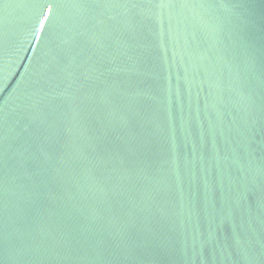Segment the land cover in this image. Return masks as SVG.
Returning <instances> with one entry per match:
<instances>
[{
  "label": "water",
  "instance_id": "95a60500",
  "mask_svg": "<svg viewBox=\"0 0 264 264\" xmlns=\"http://www.w3.org/2000/svg\"><path fill=\"white\" fill-rule=\"evenodd\" d=\"M0 264H264V0H0Z\"/></svg>",
  "mask_w": 264,
  "mask_h": 264
}]
</instances>
